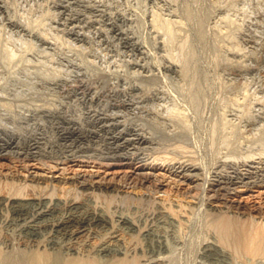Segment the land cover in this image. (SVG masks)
Returning a JSON list of instances; mask_svg holds the SVG:
<instances>
[{
    "label": "rangeland",
    "instance_id": "rangeland-1",
    "mask_svg": "<svg viewBox=\"0 0 264 264\" xmlns=\"http://www.w3.org/2000/svg\"><path fill=\"white\" fill-rule=\"evenodd\" d=\"M98 12L100 13L98 14ZM70 17H73L78 26L75 31L69 28ZM54 37L57 40L59 38V40L56 41ZM63 44L65 45L63 46ZM68 53L69 55L67 56ZM7 57L9 61L6 60ZM45 67L47 68L45 69ZM50 71H52L51 74ZM147 78L149 79L147 80ZM153 78H155L156 82ZM60 90L62 91L60 92ZM52 91L55 92L53 93ZM22 95L23 97H21ZM261 99L264 101V0H0V106L3 109H1V112L4 113L2 114L3 117L6 115L5 117L11 119V117H16L20 114L17 117L21 118L24 115L22 113L25 111L32 113L36 108L39 109L38 106L52 107L54 105L52 108L54 109L53 113H55L54 117L41 116L40 119H35L36 121H44V124L47 125L45 127L47 133L51 135L52 133L50 132L61 129L64 125H69L61 121L62 116L72 119L78 116V119H82L91 108H99L106 112L118 110L123 121L137 126L141 132L151 137V145L155 147L148 143V150H142L143 154L141 155L148 157L147 159L152 161V164L150 163L147 169L157 174L158 178L163 180L164 186L160 190L155 191L141 187H134L133 189V187L127 185L125 188L135 198L139 197L137 199L138 202L137 200L136 202L135 200H131L132 202L128 200L127 202L118 198L111 204L113 206L117 205L116 212L121 211L117 212L118 214L129 213L133 215L141 227H144L145 224L146 229L152 231H150V236L139 233L142 235H139V237L142 238H138V242L141 240L139 246L142 245L143 249H125L126 245L133 247L136 244L135 241L133 240L132 243L128 244L121 235L117 237L120 250H114L120 253L127 250L124 253L137 254L138 261L141 260L139 264H246L247 260H249V264H264L263 254L261 256H253L255 257L253 259L252 256L247 257L248 255L244 256L241 254L243 258L239 255H237L239 257L236 256L233 247L231 249L229 246L230 250H228V246L224 247L221 243L218 244L220 252H217L219 250L210 252V248L204 246L210 241L214 240L213 242H216L220 237L217 234L220 235V233H217L218 230L215 229L213 232V227L207 226L208 224L212 225V218L209 217L210 214L207 213V210L210 209L211 211L216 206L215 202L203 193L211 178L210 176L217 178L216 174L218 172L222 173L228 170L224 166L228 161L229 163L235 162L237 166L239 163L240 167L238 166V169L242 171L248 166L264 164V143H262V141L264 142V128L262 130V127H264V102ZM12 101L16 102L12 103ZM6 105L8 107L11 106L10 110L4 107ZM169 106L172 108L170 109ZM34 107L35 109H32ZM175 108L178 109L175 110ZM29 110L33 111L30 112ZM171 112L173 113L171 114ZM175 112H180V114L176 113L175 115ZM16 113L18 114L16 115ZM45 120H47L46 123ZM180 120L181 122H179ZM31 122L28 123L31 124ZM48 122L51 123L49 124ZM25 123H22L24 127L21 126L20 129L25 130L26 126H29L28 123L25 126ZM56 125L59 127L56 128ZM259 125L260 127H258ZM51 126L56 130L51 128ZM147 128L149 129L147 130ZM257 133L260 135H257ZM169 134L171 135L169 136ZM178 138L179 140H176ZM161 147L163 148L161 149ZM239 148L242 151H239ZM253 150L255 153L251 152ZM247 151L255 156L248 154ZM244 152H247V154ZM165 153H168V155H165ZM239 155H242L244 159H242V156L240 158ZM162 157L164 158L162 159ZM171 158H175L174 160L177 158L178 161L189 158L195 164H199V172H201L199 177L201 179L198 180V186L192 191L180 193L181 190L184 191L187 188V180L177 181V173L173 170L171 171L168 167V162ZM147 159L138 161V163L136 162L137 160H129L125 164L108 165V168L105 166L99 167V165L93 166L92 162L89 163L90 165L82 166L80 163V165L76 164L75 160L68 163L70 167L68 175L75 170L83 169L98 170L106 174H110L115 170L120 175L126 170L131 172V170L139 169V165L147 161ZM165 159L168 160L166 161ZM12 163L18 164L19 162H13L6 155L0 157V169L5 170ZM16 168H19L18 171L22 170L18 166ZM0 177L2 182L0 183V190L2 189L1 192L3 194H8L9 191L7 193L5 191L9 189H6L7 185L3 183L6 182V179L1 175ZM167 179L171 181L172 185L165 183ZM2 184L5 190L2 188ZM28 189L26 192L29 191L28 193H31L32 191L38 192L41 188ZM43 190L46 192L48 189L42 188L40 191ZM227 192L228 197L231 196V198L241 200L250 210H254V214L259 211L256 217L259 214L261 217L264 216L263 182L245 189L240 187L236 190L228 189ZM192 193L194 195L196 193V196ZM57 194H59V191ZM209 200H211V203ZM169 203L175 210L179 208V210H182L183 207L181 208V206L184 203L186 205L184 208L187 212L181 211V213L178 210L179 212L176 211L178 214H170L171 212L168 209L165 210L167 206L169 207ZM178 204L181 206H178ZM139 205L142 206L138 207ZM113 206L112 208H114ZM3 207L1 208L2 212L0 211V245L3 248H0V250L10 257L21 251L26 253L38 250L28 249L34 247L33 244L36 242L27 240L22 230L19 227L17 229V226L8 220L12 216L10 206ZM206 207L210 208L206 210ZM222 209L227 210L225 207H222ZM229 209L227 213H232L233 211L231 210H234ZM151 210L157 213L161 210L164 216L160 212L158 217L154 218L156 220L151 221L150 217L147 216ZM205 211H207L206 216ZM210 216L212 217V215ZM207 218L208 222L210 221L209 223L206 221ZM47 231L49 232L44 230L42 232L43 235H40L42 240H39L42 243H45L49 235L52 234L50 230ZM45 234L47 235L46 237L44 236ZM80 235L78 234V237L75 236L70 239L71 244L87 242L94 234L80 233ZM156 238H158V241L155 240ZM12 242L13 244H10ZM64 242H66V239H64ZM157 243L161 244V248L158 247ZM28 244L32 245L29 246ZM150 245H152L151 249ZM19 247L25 249H20ZM203 247H206V249ZM44 250L58 252L61 256L93 257L95 255L94 257H97L100 261L104 260V254L98 252V249H80L81 251L79 249ZM139 255L142 259H140ZM220 258H223V260ZM148 259L153 262H149ZM20 260L21 262L26 261L21 258Z\"/></svg>",
    "mask_w": 264,
    "mask_h": 264
},
{
    "label": "bare ground",
    "instance_id": "bare-ground-1",
    "mask_svg": "<svg viewBox=\"0 0 264 264\" xmlns=\"http://www.w3.org/2000/svg\"><path fill=\"white\" fill-rule=\"evenodd\" d=\"M87 1V0H86ZM69 3V1H68ZM89 3V2H88ZM66 4V3H65ZM86 4V3H85ZM93 4V3H92ZM63 5V4H62ZM86 6V5H85ZM90 7V6H89ZM63 11V10H62ZM59 13V12H58ZM100 12H98L99 14ZM95 14V13H94ZM104 14V13H103ZM60 15V14H59ZM87 15V14H86ZM69 16V15H68ZM75 16V15H74ZM66 18V17H65ZM13 19V18H12ZM70 29L73 31L78 28L77 24L73 20V17H70ZM94 19V17H93ZM91 20V19H90ZM58 21V20H57ZM155 21V20H154ZM15 22V21H14ZM62 22V21H61ZM65 22V21H64ZM89 22V21H88ZM98 23V21H97ZM167 23V22H166ZM22 24V23H21ZM68 24V23H67ZM79 24V23H78ZM171 25V23H169ZM18 25V24H17ZM66 25V22H65ZM65 27V26H64ZM104 27V26H103ZM169 27V26H167ZM15 28V27H14ZM64 29V28H63ZM67 29V28H66ZM81 29V28H80ZM104 29V28H103ZM171 29V28H170ZM82 30V29H81ZM101 30V29H100ZM167 30V29H166ZM9 31V30H8ZM29 32V31H28ZM44 32V31H43ZM63 32V31H62ZM70 32V31H69ZM83 32V31H82ZM51 33V32H49ZM65 33V32H64ZM11 34V32H10ZM39 34V33H38ZM46 34V33H45ZM59 34V33H57ZM86 34V33H85ZM42 35V34H41ZM37 36V35H36ZM58 36V35H57ZM39 37V36H38ZM41 37V36H40ZM44 37V36H43ZM47 37V36H46ZM60 37V35H59ZM42 38V37H41ZM55 38V37H54ZM77 38V37H76ZM9 39V38H8ZM40 39V38H39ZM46 39V38H45ZM56 41L57 38H55ZM133 39V38H132ZM61 40V39H60ZM41 41V40H39ZM43 41V39H42ZM46 42V41H45ZM60 42V41H59ZM138 42V41H137ZM50 43V42H49ZM53 43V42H52ZM62 43V41H61ZM74 43V42H73ZM54 44V43H53ZM72 44V43H71ZM60 45V44H59ZM65 44H63L64 46ZM54 46V45H53ZM7 47V46H6ZM4 47V48H6ZM9 47V46H8ZM48 47V46H47ZM61 47V46H59ZM135 47V46H134ZM70 48V47H69ZM13 50V49H12ZM61 50V48H60ZM140 51V50H139ZM6 52V51H5ZM13 52V51H12ZM15 52V51H14ZM64 52V51H63ZM66 53V52H65ZM10 55V54H9ZM69 53L67 54V56ZM7 56V55H6ZM12 56V55H10ZM71 56V55H70ZM14 57V55H13ZM143 57V56H142ZM6 58V57H5ZM68 58V57H67ZM9 58L7 57L6 60ZM81 59V58H79ZM11 60V59H10ZM83 60V58H82ZM81 60V61H82ZM9 61V60H8ZM84 61V60H83ZM82 61V62H83ZM68 62V61H67ZM74 62V61H73ZM85 62V61H84ZM81 63V62H80ZM46 64V63H45ZM44 64V66H45ZM78 64V63H77ZM87 63H85L86 65ZM251 64V63H250ZM43 65V64H42ZM66 65V64H65ZM84 65V64H82ZM252 65V64H251ZM43 66V67H44ZM75 66V65H74ZM88 66V65H86ZM34 67V66H33ZM49 67V66H48ZM55 67V66H54ZM67 67V66H66ZM78 67V66H77ZM252 67V66H251ZM47 67H45L46 69ZM51 68V67H50ZM58 68V67H57ZM83 68V67H82ZM89 68V67H86ZM247 68V67H246ZM43 69V68H42ZM63 69V68H62ZM85 69V68H84ZM91 69V68H90ZM40 70V69H39ZM36 70V71H39ZM56 70V69H55ZM69 70V69H68ZM103 70V69H102ZM105 70V69H104ZM258 70V69H257ZM42 71V70H41ZM40 71V72H41ZM45 71V70H44ZM63 71V70H62ZM95 71V70H94ZM113 71V70H112ZM52 71H50L51 74ZM59 72V71H58ZM65 72V71H64ZM67 72V71H66ZM70 72V71H69ZM68 72V73H69ZM73 72V71H72ZM85 72V71H84ZM88 72V71H87ZM99 72V71H98ZM111 72V71H110ZM254 72V71H253ZM42 73V72H41ZM54 73V72H53ZM61 73V72H60ZM107 73V72H106ZM109 73V72H108ZM149 73V72H148ZM57 74V73H56ZM67 74V73H66ZM65 74V76H66ZM77 74V73H76ZM85 74V73H84ZM83 74V76H84ZM91 74V72H90ZM96 74V73H95ZM116 74V73H115ZM150 74V73H149ZM262 74V73H261ZM45 75V74H44ZM60 75V74H59ZM62 75V74H61ZM93 75V74H92ZM99 75V74H98ZM111 75V74H109ZM107 76V74H106ZM147 76V75H146ZM44 77V76H43ZM50 77V76H49ZM52 77V76H51ZM64 77V76H63ZM101 77V75H100ZM99 77V78H100ZM108 77V76H107ZM263 77V76H262ZM88 78V77H87ZM96 78V77H95ZM98 78V77H97ZM255 78V76H254ZM257 78V77H256ZM50 79V78H49ZM76 79V78H75ZM90 79V77H89ZM142 79V78H141ZM144 79V77H143ZM149 78H147L148 80ZM155 81V78H153ZM152 79V80H153ZM81 80V78H80ZM83 80V79H82ZM87 80V79H86ZM110 80V79H109ZM252 80V79H251ZM258 80V79H257ZM65 81V80H64ZM100 81V80H99ZM146 81V80H145ZM53 82V81H52ZM77 82V81H75ZM152 82V81H151ZM150 82V83H151ZM156 82V81H155ZM87 83V82H86ZM91 83V81H90ZM59 84V83H58ZM94 84V83H92ZM91 84V85H92ZM257 84V83H256ZM255 84V85H256ZM260 84V83H259ZM63 85V84H62ZM61 85V86H62ZM74 85V84H73ZM112 85V83H111ZM115 85V84H114ZM244 85V84H243ZM86 86V85H85ZM94 86V85H93ZM113 86V85H112ZM124 86V85H123ZM127 86V85H126ZM130 86V85H129ZM145 86V85H144ZM262 86V85H261ZM91 87V86H90ZM111 87V86H110ZM115 87V86H114ZM245 87V86H244ZM248 87V86H247ZM257 87V86H256ZM46 88V86H45ZM66 89V87H64ZM78 88V87H77ZM113 88V87H112ZM125 88V87H124ZM123 88V89H124ZM259 88V87H258ZM262 88V87H261ZM86 89V88H84ZM97 89V88H96ZM126 89V88H125ZM124 89V90H125ZM245 89V88H244ZM248 89V88H247ZM64 90V89H63ZM90 90V89H89ZM144 90V89H143ZM254 91V89L252 88ZM62 90H60L61 92ZM123 91V90H122ZM126 91V90H125ZM162 91V90H159ZM250 91V90H249ZM44 92V91H43ZM47 92V91H46ZM53 92V91H52ZM55 92V91H54ZM53 92V93H54ZM45 93V92H44ZM48 93V92H47ZM66 93V92H65ZM100 93V92H99ZM98 93V94H99ZM123 93V92H122ZM121 93V94H122ZM136 93V92H135ZM249 93V92H248ZM13 94V93H12ZM11 94V95H12ZM20 94V93H19ZM18 94V96H20ZM52 94V93H51ZM97 94V95H98ZM130 94V93H129ZM132 94V93H131ZM259 94V93H258ZM263 94V93H262ZM14 95V94H13ZM40 95V94H38ZM70 95V94H68ZM94 95V93H93ZM96 95V94H95ZM101 95V94H99ZM106 95V94H105ZM133 95V94H132ZM137 95V94H136ZM43 96V95H42ZM39 96V97H42ZM49 96V95H48ZM63 96V95H62ZM107 96V95H106ZM247 96V95H246ZM255 96V95H254ZM5 97V96H3ZM13 97V96H12ZM23 97V95L21 96ZM37 97V98H39ZM93 97V96H92ZM103 97V96H101ZM123 97V96H122ZM132 97V96H131ZM262 97V96H261ZM7 98V97H6ZM30 98V97H29ZM46 98V97H45ZM44 98V99H45ZM49 98V97H48ZM52 98V97H51ZM56 98V97H55ZM54 98V99H55ZM58 98V97H57ZM140 98V97H139ZM256 98V97H255ZM258 98V97H257ZM263 98V97H262ZM9 99V98H8ZM89 99V98H88ZM46 100V99H45ZM74 100V99H73ZM262 100V99H261ZM9 102V100H7ZM26 101V100H25ZM37 101V99H36ZM42 101V100H41ZM53 101V99H52ZM62 101V100H61ZM253 101V100H251ZM257 101V100H256ZM263 101V100H262ZM16 102V101H14ZM12 101V103H14ZM28 102H30L28 100ZM38 102V101H37ZM43 102V101H42ZM49 102V101H48ZM57 102V101H56ZM94 102V101H93ZM108 102V101H107ZM264 102V101H263ZM18 103V102H17ZM24 103V102H22ZM35 103V101H34ZM44 103V102H43ZM41 103V104H43ZM64 103V102H63ZM252 103V102H251ZM256 103V102H255ZM1 104V103H0ZM20 104V102H19ZM18 104V105H19ZM33 104V103H32ZM40 104V105H41ZM50 104V103H49ZM53 104V103H52ZM55 104V102H54ZM57 104V103H56ZM69 104V103H68ZM100 104V103H99ZM104 104V102H103ZM258 104V103H257ZM263 104V103H262ZM25 105V104H24ZM51 105V104H50ZM64 105V104H63ZM129 105V104H128ZM159 105V104H158ZM163 105V104H162ZM21 106V105H20ZM54 106V105H53ZM49 106L39 107L35 109L32 113L24 114L23 116L17 117H3L1 112L2 106H0V157L9 156L13 162H19L18 164L12 163L7 166L5 170L0 169V175L5 177L6 182H3L6 186L5 192L8 194H3L0 190V211L3 206H10L12 216L8 219L10 222L14 223L22 230L24 235L27 237V240L35 241L33 244L34 247L28 249H38L33 252L23 251L16 254L13 257L7 256L0 250V264H139L138 255H130L127 253H120L114 249L118 248V235H121L125 238L126 243H132L135 241V245L130 247L126 245L125 249H143L139 246L140 241L138 242L139 233L145 234L146 236L151 235V230H147L144 224V227H141L139 223L135 220L133 215L129 213H117L116 206L111 205L118 198L120 200L132 202L131 200L139 199V197H134L125 187H141V188H150L152 190L158 191L161 187L164 186L163 180H160L157 174L153 173L151 170H148V166L152 161H149L143 154L144 149L148 150V143L151 145V137L141 132L137 126L130 125L123 121L120 117L121 114L118 110H111L106 112L100 110L99 108H91L88 110L85 117L82 119L76 118H67L62 116V120L66 124L63 128L55 129L52 131L51 135L47 133L45 128L47 125L44 124V121H36L35 119H40L43 117H54V109ZM90 106V105H89ZM95 106V105H94ZM113 106V105H112ZM137 106V105H136ZM139 106V105H138ZM142 106V105H141ZM145 106V105H144ZM252 106V105H251ZM7 110H10L11 106H4ZM14 107V106H13ZM29 107V106H28ZM48 107V108H47ZM66 107V105H65ZM93 107V106H92ZM96 107V106H95ZM105 107V106H104ZM115 107V106H113ZM124 107V106H123ZM170 107V106H169ZM255 107V106H254ZM264 107V106H263ZM23 108V107H22ZM57 108V107H56ZM70 108V107H69ZM90 108V107H89ZM145 108V107H142ZM150 109V107H148ZM161 108V107H160ZM172 107H170L171 109ZM14 109V108H13ZM28 109V108H27ZM83 109V107H82ZM118 109V108H117ZM165 109V108H163ZM169 109V108H168ZM178 109V108H177ZM175 108V110H177ZM180 109V108H179ZM3 110V109H2ZM19 110V109H18ZM24 110V109H23ZM60 110V109H59ZM66 110V109H65ZM110 110V109H109ZM167 110V109H165ZM174 110V109H173ZM174 110V111H175ZM254 110V109H253ZM261 110V109H260ZM264 110V109H263ZM58 111V110H57ZM123 111V110H122ZM127 111V110H126ZM148 111V110H146ZM169 111V110H168ZM167 111V113H168ZM181 111V110H180ZM11 112V111H10ZM61 112V110H60ZM133 112V111H132ZM160 112V110H159ZM257 112V110H256ZM8 114V112H6ZM14 113V112H13ZM77 113V112H76ZM130 113V112H129ZM162 113V112H161ZM164 113V111H163ZM166 113V112H165ZM173 112H171L172 114ZM175 112L174 114L176 115ZM182 113V112H181ZM11 114V113H10ZM66 114V113H64ZM173 114V115H174ZM180 114V112L178 113ZM15 115V114H14ZM78 115V113H77ZM130 115V114H129ZM168 115V114H167ZM174 115V116H175ZM8 116V115H7ZM12 116V114H11ZM59 116V115H58ZM57 116V117H58ZM159 116V115H157ZM169 116V115H168ZM171 116V115H170ZM259 116V115H257ZM42 117V118H43ZM60 117V116H59ZM74 117V116H73ZM80 117V116H79ZM82 117V116H81ZM172 117V116H171ZM178 117V116H177ZM61 118V117H60ZM167 118V117H166ZM176 118V117H174ZM173 118V119H174ZM180 118V115H179ZM182 118V117H181ZM252 118V117H251ZM254 118V115H253ZM252 118V119H253ZM256 118V117H255ZM262 118V117H261ZM10 119V120H9ZM168 119V118H167ZM172 119V120H173ZM49 120V119H48ZM52 120V119H51ZM138 120V119H136ZM147 120V119H146ZM155 120V119H153ZM31 122L28 123V122ZM47 120H45L46 123ZM133 121V120H132ZM142 121V120H141ZM151 121V120H150ZM254 121H256L254 119ZM23 122L28 123L29 126H26V129H20ZM159 122V121H158ZM170 122V121H169ZM181 122V120L179 121ZM178 122V124H179ZM251 122V121H250ZM263 122V120H262ZM49 123V122H48ZM51 123V122H50ZM49 123V124H50ZM58 123V122H57ZM63 123V122H62ZM136 123V122H135ZM144 123V121H143ZM151 123V122H150ZM160 123V122H159ZM173 123V122H172ZM175 123V122H174ZM186 123V122H185ZM184 123V125H185ZM252 123V122H251ZM134 124V123H133ZM146 124V123H145ZM158 124V123H156ZM164 124V123H163ZM181 124V123H180ZM183 124V123H182ZM260 124V123H259ZM59 125V123H58ZM55 127L58 128L59 126ZM137 125V123H136ZM140 125V124H139ZM166 125V124H165ZM175 125V124H174ZM187 125V124H186ZM253 125V124H252ZM62 127V125H60ZM148 126V125H147ZM153 126V125H152ZM170 126V125H169ZM188 126V125H187ZM24 127V126H23ZM179 127V126H178ZM252 127V126H251ZM260 127V125L258 126ZM150 128V127H149ZM147 128V130L149 129ZM183 128V126H182ZM185 128V126H184ZM264 127H262L263 130ZM141 129V128H140ZM186 129V128H185ZM252 129V128H251ZM157 131V130H156ZM164 131V130H163ZM176 131V130H175ZM180 131V130H179ZM186 131V130H185ZM243 131V130H242ZM241 131V132H242ZM148 132V131H147ZM152 132V131H150ZM154 132V131H153ZM161 133L160 131H157ZM165 132V131H164ZM156 133V132H155ZM163 133V132H162ZM175 133V132H173ZM179 133V132H178ZM176 134V133H175ZM245 134V133H244ZM248 134V133H246ZM259 133H257L258 135ZM171 134H169L170 136ZM177 135V134H176ZM242 135V134H241ZM260 135V134H259ZM154 136V135H153ZM152 136V137H153ZM156 136V135H155ZM158 136V135H157ZM166 136V135H165ZM245 136V135H244ZM252 136V135H251ZM254 136V135H253ZM262 136V135H261ZM227 137V136H226ZM242 137V136H241ZM249 137V136H248ZM256 137V135H255ZM260 137V136H259ZM158 138V137H156ZM168 138V137H167ZM182 138V137H181ZM185 138V136H184ZM247 138V137H246ZM254 138V137H253ZM161 139V138H160ZM165 139V138H164ZM225 139V138H224ZM230 139V138H229ZM249 139V138H248ZM258 139V138H255ZM261 139V138H260ZM259 139V140H260ZM169 140V139H168ZM173 140V139H172ZM176 140H179L176 139ZM185 140V139H184ZM253 140V139H252ZM263 140V139H261ZM154 141V140H153ZM229 141V140H228ZM232 141V140H231ZM235 141V140H233ZM244 141V140H243ZM249 141V140H248ZM258 141V140H257ZM169 142V141H168ZM173 142V141H172ZM221 142V141H220ZM225 142V141H224ZM230 143V142H229ZM236 143V142H235ZM243 143V142H242ZM252 143V142H251ZM262 143H264L262 141ZM163 144V143H162ZM172 144V143H171ZM177 144V143H176ZM227 144V143H226ZM253 144V143H252ZM257 144V143H255ZM259 144V143H258ZM158 145V144H157ZM156 145V146H157ZM167 145V144H166ZM174 145V144H173ZM183 145V144H182ZM262 145V144H261ZM264 145V144H263ZM153 146V145H151ZM150 146V148H151ZM225 146V144H224ZM155 147V146H153ZM165 147V146H164ZM179 147V146H178ZM220 147V146H219ZM235 147V146H234ZM163 147H161L162 149ZM167 148V147H165ZM177 148V145H176ZM180 148V147H179ZM182 148V147H181ZM222 148V147H221ZM227 148V147H226ZM232 148V147H231ZM229 148V149H231ZM237 148V147H236ZM235 148V150H237ZM250 148V147H248ZM154 149V148H153ZM168 149V148H167ZM240 149V148H239ZM243 149V148H242ZM245 149V148H244ZM258 149V148H256ZM166 150V149H165ZM172 150V149H171ZM180 150V149H179ZM247 150V149H246ZM245 150V151H246ZM264 150V149H263ZM159 151V148H158ZM155 151V152H158ZM164 151V149H163ZM168 151V150H167ZM170 151V150H169ZM175 151V148H174ZM178 151V150H177ZM220 151V150H219ZM239 151H242L241 149ZM250 151V149H249ZM262 151V150H261ZM149 152V151H148ZM153 152V151H152ZM171 152V151H170ZM217 152V151H216ZM222 152V151H221ZM228 153V151H226ZM230 152V151H229ZM233 152V151H232ZM238 152V150H237ZM248 152V151H247ZM247 152L245 154H247ZM255 153V151H251ZM163 153V152H162ZM169 153V152H168ZM168 153H165V155ZM173 153V152H172ZM181 153V151H180ZM236 153V152H234ZM240 153V152H239ZM243 153V154H244ZM258 153V152H257ZM264 153V151H263ZM146 154V153H145ZM160 154V153H159ZM164 154V153H163ZM185 154V153H184ZM217 154V153H216ZM222 154V153H221ZM238 154V153H237ZM244 154V156H245ZM248 154L252 155L248 152ZM141 155V156H140ZM180 155V154H179ZM218 155V154H217ZM232 156L231 154H229ZM235 155V154H234ZM249 155V156H250ZM171 156V155H170ZM177 156V155H176ZM223 156V155H222ZM220 156V157H222ZM229 156V157H230ZM238 156V155H237ZM236 156V157H237ZM242 155H239L241 158ZM253 157L255 155H252ZM172 157V156H171ZM178 157V156H177ZM164 157H162L163 159ZM180 158V157H179ZM226 158V157H225ZM235 158V157H233ZM238 158V157H237ZM248 158V156H247ZM147 161L140 164L139 169H134L129 172L123 171L122 174H118V171H112L110 174L101 173L98 170L92 171L90 169L75 170L71 174L69 162L75 161L76 164H82V166L90 165L92 162L93 166H105L116 165V164H125L127 161ZM157 159H159L157 157ZM169 159V158H168ZM167 159V160H168ZM172 159V160H171ZM169 160L168 167L171 171L177 173V181L187 180V188L184 191L181 190L180 193H188L192 191L196 186H198L199 177V164H195L189 158L180 159L171 158ZM196 159V158H195ZM242 159L243 156H242ZM246 159V158H245ZM255 159V158H254ZM166 160V159H165ZM166 160V161H167ZM216 160V159H215ZM214 160V161H215ZM226 160V159H225ZM235 160V159H233ZM247 160V159H246ZM250 160V157H249ZM10 161V160H8ZM196 161V160H194ZM220 161V160H219ZM222 161V160H221ZM242 161V160H241ZM245 161V160H243ZM258 161V160H257ZM11 162V161H10ZM162 162V161H161ZM223 162V161H222ZM221 162V164H222ZM252 162V161H251ZM91 163V164H92ZM140 163V162H139ZM167 163V162H166ZM199 163V162H198ZM238 163V161H237ZM79 164V165H80ZM133 164V163H132ZM152 164V163H151ZM247 164V163H246ZM214 165V164H213ZM218 165V164H217ZM252 165V164H251ZM22 170L18 171L19 168ZM166 166V165H165ZM220 166V165H219ZM228 170L225 172H218L216 174L217 178L210 176V180L207 186L204 188L206 196L215 202V208H207L205 213H209L210 218H212V225L208 224L207 226L213 227L218 230L217 234L220 236L216 242H208L204 246L209 247V251H217L218 244H223L224 247L229 246L233 247V250L237 255L241 256L248 255L247 257L255 258L253 256L264 255V216L261 217L260 214L258 217L254 214V210H250L247 205L242 203L241 200L228 197L227 190H236L237 188L245 189L247 187L253 186L257 183H264V164L260 166H248L244 171L239 170L235 162L225 163L224 165ZM245 166V165H244ZM204 167V166H203ZM202 167V168H203ZM34 168V169H33ZM108 168V167H107ZM146 168V169H144ZM150 168V167H149ZM221 168V167H220ZM225 168V169H226ZM117 169V168H116ZM210 169V168H209ZM219 169V167H218ZM206 171V170H205ZM209 171V170H208ZM218 171V170H217ZM222 171V169H221ZM23 172V173H22ZM204 172V171H203ZM207 172V171H206ZM161 173V172H160ZM219 174V175H218ZM202 175V174H201ZM205 175V174H203ZM212 175V174H211ZM208 176V175H207ZM169 177V176H168ZM171 177V176H170ZM203 177V176H202ZM1 178V177H0ZM174 178V177H173ZM206 178V177H205ZM4 179V178H3ZM4 179V180H5ZM1 180V179H0ZM205 180V179H204ZM208 181V179H207ZM171 181L166 180V184L170 185ZM0 183H2L0 181ZM192 183V184H191ZM203 183V182H201ZM205 184V183H204ZM203 184V187H204ZM3 185V184H2ZM3 185V190H5ZM172 185V184H171ZM202 185V184H201ZM8 187V188H7ZM35 187L48 189L46 192L43 191H32L31 193L26 192L28 188L35 190ZM169 187V186H168ZM202 187V186H201ZM1 188V187H0ZM165 188V187H164ZM172 188V187H171ZM37 189V190H38ZM181 189V188H180ZM178 189V190H180ZM30 190V189H28ZM56 190L58 191L56 192ZM202 190V189H201ZM154 191V192H155ZM195 191V190H194ZM203 191V190H202ZM201 191V192H202ZM146 192V191H145ZM167 192V191H166ZM177 193V192H176ZM175 193V194H176ZM138 194V193H137ZM149 194V193H148ZM193 194V193H192ZM143 195V194H142ZM183 195V194H182ZM189 195V194H188ZM191 195V194H190ZM194 195V194H193ZM202 195V194H201ZM152 196V195H151ZM196 196V193L195 195ZM199 196V195H198ZM146 197V196H145ZM186 197V196H185ZM203 197V196H202ZM206 197V198H207ZM149 198V197H148ZM152 198V197H151ZM156 198V197H155ZM160 198V197H159ZM183 198V197H182ZM182 198H180L182 200ZM207 198V199H208ZM164 199V198H163ZM177 199V198H176ZM184 199V198H183ZM192 199V198H191ZM202 199V198H201ZM115 200V201H114ZM119 200V201H120ZM142 200V197H141ZM148 200V199H147ZM158 200V199H157ZM168 200V199H167ZM211 200L210 203H211ZM140 201V200H139ZM153 201V200H152ZM160 201V200H159ZM165 201V200H164ZM184 201V200H183ZM186 201V200H185ZM138 202V200H137ZM142 202V201H141ZM154 202V201H153ZM163 202V200H162ZM166 202V201H165ZM177 202V201H176ZM205 202V201H204ZM118 203V202H117ZM124 203V202H123ZM164 203V202H163ZM125 204V203H124ZM134 204V202H133ZM142 204V203H141ZM148 204V203H147ZM153 204V203H152ZM159 204V203H158ZM182 204V203H181ZM123 205V204H120ZM132 205V204H131ZM138 205V204H137ZM162 205V204H161ZM166 205V204H165ZM172 205V203H171ZM112 206L115 208H112ZM125 206V205H124ZM136 206V204H135ZM142 205H139L140 207ZM145 206V205H144ZM143 206V208H144ZM151 206V205H150ZM154 206V205H153ZM178 206H181L178 204ZM177 206V207H178ZM129 207V206H128ZM146 207V206H145ZM159 207V206H158ZM163 207V206H162ZM166 207V206H165ZM175 207V205H174ZM181 212L185 211L186 205L181 206ZM192 207V206H191ZM190 207V208H191ZM195 207V206H194ZM197 207V206H196ZM203 207V206H202ZM212 207V205H211ZM222 207L234 209L232 213H227V210H223ZM4 208V207H3ZM119 208V207H118ZM148 208V207H147ZM157 208V207H156ZM190 208H188L190 210ZM129 209V208H127ZM138 209V208H137ZM146 209V208H145ZM168 209L170 214H176L179 212L175 210L173 206H167L165 210ZM193 209V208H191ZM8 210V209H7ZM123 210V209H122ZM147 210V209H146ZM157 210V209H156ZM167 210V212H168ZM196 210V209H195ZM135 211V209H134ZM164 211V208H163ZM177 211V212H176ZM2 212V211H1ZM10 212V211H9ZM127 212V211H126ZM144 212V211H143ZM161 212V210H160ZM159 212V213H160ZM173 212V213H172ZM6 213V212H5ZM146 213V212H145ZM155 211H150L147 216L150 217L151 221H155L158 214ZM162 213V212H161ZM182 213V212H181ZM184 213V214H185ZM191 213V212H189ZM204 213V212H203ZM205 214V216L207 215ZM4 214V213H3ZM2 214V216H4ZM132 214V213H131ZM134 214V213H133ZM141 214V213H140ZM178 214V213H177ZM180 214V213H179ZM167 215V214H166ZM172 215V216H174ZM183 215V214H182ZM188 215V214H187ZM247 215V216H246ZM10 216V215H9ZM164 216V213H162ZM170 216V215H169ZM171 216V217H172ZM161 217V214H160ZM175 217V216H174ZM177 217V215H176ZM188 217V216H187ZM208 217V216H207ZM208 217V218H209ZM147 218V217H146ZM165 218V217H164ZM179 218V217H178ZM181 218V217H180ZM207 218V223L208 222ZM209 218V219H210ZM159 219V218H158ZM168 219V218H167ZM166 219V221H167ZM177 220V219H176ZM211 220V219H210ZM170 221V220H169ZM150 222V220H149ZM181 222V221H179ZM144 223V222H143ZM146 223V220H145ZM151 223V222H150ZM153 223V222H152ZM155 223V222H154ZM182 223V222H181ZM180 223V224H181ZM1 224V223H0ZM157 224V223H156ZM215 227V228H214ZM1 228V227H0ZM148 228V227H147ZM151 228V227H150ZM19 229V230H20ZM154 229V228H153ZM50 230L51 235H49L47 241L42 243V232ZM151 231V232H150ZM45 232V233H46ZM160 232V231H159ZM216 232V231H215ZM80 233H93L94 235L85 241L84 243L71 244L70 239L74 238ZM154 233V232H153ZM49 234V233H47ZM1 235V233H0ZM159 235V234H158ZM216 235V236H217ZM17 236V235H16ZM47 236L46 234L44 235ZM81 236V235H80ZM120 236V238H121ZM142 236V235H140ZM153 236V235H152ZM151 236V238H152ZM157 236V235H156ZM21 237V236H20ZM40 237V238H39ZM78 237V236H77ZM155 237V236H154ZM150 238V237H149ZM150 238V239H151ZM1 239V238H0ZM9 239V238H8ZM17 239V238H16ZM19 239V238H18ZM41 239V240H39ZM45 239V238H43ZM63 239V240H61ZM66 239V242H64ZM154 239V238H153ZM156 238L155 240H157ZM163 240V238H161ZM26 240V241H27ZM123 240V239H122ZM154 240V241H155ZM161 240V241H162ZM166 240V239H165ZM13 241V239H12ZM29 241V242H30ZM74 241V240H73ZM143 241V240H142ZM158 241V240H157ZM160 241V240H159ZM149 242V241H148ZM8 243V242H6ZM28 243V241H27ZM125 243V244H126ZM156 243V242H154ZM161 243V242H160ZM167 243V242H166ZM10 244H13L10 243ZM20 244V243H19ZM143 244V243H141ZM153 244V243H152ZM158 244V243H157ZM29 245V244H28ZM27 245V246H28ZM32 245V244H31ZM29 245V246H31ZM131 245V244H130ZM161 244H158V247L161 248ZM1 246V245H0ZM18 246V245H16ZM21 246V245H20ZM24 246V245H23ZM22 246V247H23ZM28 246V247H29ZM132 246V245H131ZM152 245H150V249ZM154 246V245H153ZM6 247V246H5ZM167 247V246H166ZM206 247L204 249H206ZM0 248H3L2 246ZM17 248V247H16ZM20 248V247H19ZM155 248V247H153ZM8 249V248H7ZM18 249V248H17ZM25 249V248H20ZM41 249V250H39ZM43 249V250H42ZM44 249H98L97 251L104 254V260L100 261L97 257H79V256H61L58 252H50ZM157 249V248H156ZM171 249V248H170ZM203 249V251H204ZM225 249V248H224ZM223 249V250H224ZM120 250V249H119ZM222 250V249H221ZM227 250V249H226ZM81 251V250H80ZM130 251V250H129ZM142 251V250H141ZM147 251V249H146ZM139 252V251H138ZM154 253V251H152ZM217 252H220L217 251ZM224 252V251H223ZM233 252V251H232ZM67 253V252H65ZM135 253V252H134ZM145 253V252H144ZM143 253V254H144ZM214 253V252H213ZM212 253V254H213ZM11 254V255H13ZM71 254V253H70ZM88 254V253H86ZM147 254V253H145ZM158 254V253H157ZM216 254V253H214ZM160 255V254H159ZM165 255V254H164ZM211 255V254H210ZM234 255V254H233ZM106 256V258H105ZM140 256V255H139ZM149 256V255H148ZM220 256V255H219ZM229 256V255H228ZM231 256V255H230ZM235 256V255H234ZM237 256V257H239ZM158 257V256H157ZM214 257V256H212ZM222 257V256H221ZM243 257V256H241ZM21 259L26 260L21 262ZM25 258V259H24ZM100 258V257H99ZM162 259L161 257H159ZM165 258V257H164ZM230 258V257H229ZM234 258V257H233ZM244 258V257H243ZM140 259L141 256H140ZM158 259V258H157ZM211 259V258H210ZM221 259V258H220ZM232 259V258H231ZM242 259V258H241ZM248 259V258H247ZM251 259V258H249ZM251 259V260H252ZM149 260V259H148ZM154 260V259H153ZM156 260V259H155ZM217 260V259H216ZM223 260V258L221 259ZM227 260V259H226ZM146 261V260H145ZM160 261V260H159ZM243 261V260H242ZM249 260L246 262L248 263ZM149 262H153L152 260ZM227 262V261H226ZM229 262V261H228ZM160 263V262H159ZM246 263V264H247ZM251 263V262H250ZM143 264V263H141ZM157 264V263H156ZM162 264V263H161ZM249 264V263H248Z\"/></svg>",
    "mask_w": 264,
    "mask_h": 264
}]
</instances>
